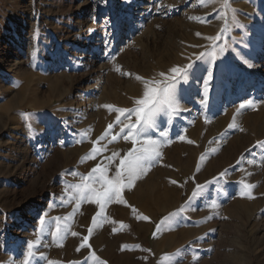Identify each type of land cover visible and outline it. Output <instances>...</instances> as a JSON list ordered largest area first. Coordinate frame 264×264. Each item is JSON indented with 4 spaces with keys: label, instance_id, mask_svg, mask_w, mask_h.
<instances>
[{
    "label": "rangeland",
    "instance_id": "1",
    "mask_svg": "<svg viewBox=\"0 0 264 264\" xmlns=\"http://www.w3.org/2000/svg\"><path fill=\"white\" fill-rule=\"evenodd\" d=\"M137 4L0 0V264H24L28 242L29 264H264V0ZM221 47L214 61L205 57L213 104L201 106L203 80L190 74L179 115L159 117L152 134L159 158L93 225L99 205L80 198L85 178L98 164L111 178L133 146L123 133L112 139L122 125L104 105L130 109L143 95L137 76L162 81L190 60L203 67L195 57ZM197 184L204 192L189 201Z\"/></svg>",
    "mask_w": 264,
    "mask_h": 264
},
{
    "label": "snow or ice",
    "instance_id": "2",
    "mask_svg": "<svg viewBox=\"0 0 264 264\" xmlns=\"http://www.w3.org/2000/svg\"><path fill=\"white\" fill-rule=\"evenodd\" d=\"M228 0H224V5L227 7ZM226 29H221V32L217 34L215 37H209L210 40H218L220 39L221 34ZM199 35V33H197ZM224 49L221 47L219 49L213 48L208 52H201L199 55L195 57L197 61H204L205 66L197 67L191 60L188 64L183 67L174 66L169 69V73H160V76L165 77L162 81H154V80H145L141 77L137 76L136 79L140 80L143 84V95L135 99L133 101L134 107L130 109L124 108H112L110 105H104V107L109 108L117 113L115 124L122 125L120 132L112 137L113 140L117 138V136L123 133L124 140H131L132 148L128 150V152L120 158V163L115 166V173L111 178H106L107 166L103 168L101 165H97L96 168H93L89 173V176L85 179H91V184H85L83 190L80 192V198L82 200L91 199V201L95 204L99 205V211L92 218V223L95 225L97 223V219L99 217H104L105 205L111 203L113 201L117 203H126L122 199V190L126 187H129L132 182L139 178L142 174L145 173L147 167L154 163L160 156L159 147L161 145V141L155 140L152 138V134L156 132V129L159 127L158 119L162 115H166L168 117L167 122H171V117L173 115H179L180 106L177 102V94L179 93H190L193 91L190 87L185 88L183 85H187L189 81V76L194 79H202L203 80V93L200 94L199 90H195L197 95H201L200 104L202 107L209 108L213 102V100L209 99V82L214 79V74L211 67H207L208 61L205 60V57H210L211 60H215L218 52H223ZM251 66V65H249ZM197 71H206L207 75L203 77H197L195 73ZM180 85L181 87L177 88ZM251 101H246L241 103L239 107L236 109V113H239L241 109H244L246 106H251ZM187 110V109H183ZM125 119L122 120L121 117ZM134 117V119H133ZM233 119H235V114ZM233 127V124H229V128ZM113 128V124H109L105 132L101 137H98V140H103L106 136L110 134V130ZM160 137H166L167 133L165 131H160L157 133ZM183 139V137H181ZM94 144L96 142H93ZM139 145V146H137ZM261 147H264V144H261ZM101 150L96 149L95 147L88 153V156L91 158H95L96 155L99 154ZM119 156L118 152H113L110 157H107L109 164ZM203 158V157H202ZM83 159V158H82ZM99 173L98 176L95 174ZM225 172H221L220 176H225ZM215 179V178H214ZM175 183V181H173ZM211 183V182H206ZM93 184H99V188L93 187ZM204 184H197L192 191L191 196H189L188 200L191 201L196 197L200 196L205 189ZM79 187V186H77ZM251 187L249 185H245V188ZM241 195H244L242 192ZM215 207V205H212ZM183 211V206L181 209L176 212L169 213L168 216L163 217L156 225L157 230H161V228L165 225L166 222L174 221V218L179 216ZM143 220H148L149 217L141 216L139 217ZM41 229L45 224V220L43 218L39 221ZM64 231H67V225H65ZM93 231L92 227H89L88 232L91 234ZM73 236H77L78 234L75 232L71 233ZM52 237L54 240L61 239L62 232L59 224L57 225V230L53 232ZM155 237V232L153 233ZM37 237L39 239V233H37ZM89 237L84 236L83 241L81 243V247H84L88 242ZM33 243L28 242L27 248L28 251L25 254L24 264H29L28 258L33 255ZM79 250V249H77ZM174 255H179V250ZM195 259V257H194ZM49 264H55L53 261H49ZM97 264H103L101 261H97Z\"/></svg>",
    "mask_w": 264,
    "mask_h": 264
},
{
    "label": "bare ground",
    "instance_id": "3",
    "mask_svg": "<svg viewBox=\"0 0 264 264\" xmlns=\"http://www.w3.org/2000/svg\"><path fill=\"white\" fill-rule=\"evenodd\" d=\"M126 1H128V2H132V1H134V0H126ZM145 1L146 0H136V2H139V4H137V6H139V5H142L143 3H145ZM263 2V1H262ZM141 7V6H140ZM140 7L138 8V9H140ZM263 11H264V5H263ZM145 12V11H144ZM142 16V15H141ZM258 16H259V19H258V21L256 22L257 23V25H258V27H262V23H264V20L262 19V17H264V12H263V16H261L260 14H258ZM81 28V27H80ZM262 30H264V29H262ZM82 32V31H81ZM258 47H260V46H258ZM253 66V65H252Z\"/></svg>",
    "mask_w": 264,
    "mask_h": 264
}]
</instances>
